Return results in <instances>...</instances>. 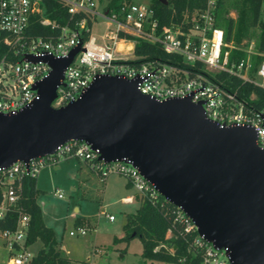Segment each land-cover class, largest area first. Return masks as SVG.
I'll list each match as a JSON object with an SVG mask.
<instances>
[{
	"label": "built area",
	"instance_id": "2783aa9c",
	"mask_svg": "<svg viewBox=\"0 0 264 264\" xmlns=\"http://www.w3.org/2000/svg\"><path fill=\"white\" fill-rule=\"evenodd\" d=\"M71 18L80 17L72 25L59 27L53 37H30L29 23L37 19L43 27L58 28L45 16L44 0H0V117L15 116L39 99L35 86L48 77L50 67L43 62L32 63L28 57L65 59L78 45L80 51L66 68L63 80L56 89L53 109L76 102L90 85L101 77H116L135 82L138 92L158 102L189 98L201 104L205 117L222 127H250L256 144L264 149V107L257 110L250 101L240 100L212 81L211 76L225 72L244 82L264 88V56L252 73L251 57L256 55L253 41L236 49L246 53V58L229 64L233 47L224 42L223 30L216 26V0H208L203 11L190 16L187 32L179 27L164 28L157 34L150 3L137 0H119L117 11L107 8L111 0H57ZM107 12V14H105ZM100 20L115 26L96 39L93 28ZM90 24V25H89ZM157 43L164 52L181 57L183 63L201 70L193 74L174 66L160 63H130L136 60L134 47L137 40ZM132 53L133 58L127 55ZM99 151L85 142H67L48 156L25 162L17 161L0 168V220L18 204V190L24 179H35L42 168L56 165L60 160L76 159L85 163L103 181L109 175L126 179V184L136 191L140 200L155 202L159 195L138 170L125 159L106 163L99 160ZM54 196L62 199L60 191ZM126 199V201H130ZM178 219L184 222L185 231H196L194 223L179 208ZM109 220L114 218L109 216ZM29 217L19 214L14 230L0 231V241L7 250L6 264H31L33 255L26 244ZM85 233L79 228L69 235ZM198 233V232H197ZM194 245L203 249L202 262L207 264H232L226 249L215 247L199 234Z\"/></svg>",
	"mask_w": 264,
	"mask_h": 264
},
{
	"label": "water",
	"instance_id": "95a60500",
	"mask_svg": "<svg viewBox=\"0 0 264 264\" xmlns=\"http://www.w3.org/2000/svg\"><path fill=\"white\" fill-rule=\"evenodd\" d=\"M80 51L78 45L59 60L28 57L50 73L35 86L36 102L0 117V168L85 142L100 161L130 162L205 241L226 249L232 264H264V149L252 128L219 126L189 98L158 102L116 77L96 79L79 100L53 109L64 71Z\"/></svg>",
	"mask_w": 264,
	"mask_h": 264
},
{
	"label": "trees",
	"instance_id": "16d2710c",
	"mask_svg": "<svg viewBox=\"0 0 264 264\" xmlns=\"http://www.w3.org/2000/svg\"><path fill=\"white\" fill-rule=\"evenodd\" d=\"M207 2L208 0H166L164 5L159 0H152L150 6L157 23V34L170 27H179L181 31L187 32L191 26L189 19L191 14L203 11ZM118 3L119 0H111L107 8L110 12L117 11ZM44 6L45 16L55 22L58 28L43 27L37 19H32L27 29L30 37L55 39L59 34V27L72 25L80 18L78 16L71 18L57 0H44ZM231 13L235 14V18L230 16ZM215 18L216 26L223 30L225 44L235 47L230 51L229 64L246 58V53L236 47H243L245 46L243 42L248 44L255 40L257 53L251 57L252 73L255 72L264 56V0H216ZM134 56L136 60L130 63H160L177 67L190 74L202 68L200 63L194 66L185 64L181 57L164 52L159 44L141 39L137 40L134 47ZM211 79L225 90L235 93L240 100L250 101L249 98L254 96L250 104L255 109L264 107V88L244 82L225 72L215 74ZM126 187L130 186L126 184ZM39 194L35 179L22 180L18 190V204L0 220V231L14 230L18 215H27L29 230L26 244L41 242V247L33 256L31 264H71V259L60 249V241L57 240L55 232L43 221L42 211L37 203ZM139 203L136 212L126 216L124 235L121 238L115 237L114 243L124 241L128 244L131 239L139 238L144 259L172 264L202 263L203 249L194 245L198 233L185 231L184 222L178 219L176 207L160 195L153 203L147 199H139ZM76 224L77 222L74 225Z\"/></svg>",
	"mask_w": 264,
	"mask_h": 264
},
{
	"label": "rangeland",
	"instance_id": "374dc122",
	"mask_svg": "<svg viewBox=\"0 0 264 264\" xmlns=\"http://www.w3.org/2000/svg\"><path fill=\"white\" fill-rule=\"evenodd\" d=\"M230 16L235 18L234 13ZM107 29L114 31L115 26L100 20L95 24L92 35L99 41ZM252 41L255 43L254 39ZM127 56L133 58L132 53ZM36 183L41 191L37 202L43 221L53 229L62 244L63 254L72 259V264H172L144 259L139 238L131 239L128 244L124 241L114 243L115 237L121 238L124 234L126 216L135 213L140 204L137 200L132 204L123 203L122 198L136 193L133 188L125 186L124 177L109 175L103 181L83 162L71 159L42 168ZM57 190L61 192L62 199L54 196ZM109 216L114 220L110 221ZM79 228L85 233L69 235L70 231L77 232ZM40 247L41 242L36 241L29 247V252L34 256ZM6 257L7 250L0 241V264H6Z\"/></svg>",
	"mask_w": 264,
	"mask_h": 264
},
{
	"label": "crops",
	"instance_id": "0c3cea01",
	"mask_svg": "<svg viewBox=\"0 0 264 264\" xmlns=\"http://www.w3.org/2000/svg\"><path fill=\"white\" fill-rule=\"evenodd\" d=\"M67 161V160H66ZM85 164V163H84ZM86 165V164H85ZM87 166V165H86ZM57 167H55V169H56ZM37 179V178H36ZM125 186H126V183H125ZM36 188L40 191V189L37 187V183H36ZM128 188V187H127ZM41 192V191H40ZM131 198V200L130 201H126V199H130ZM134 200H137L138 202H139V198H138V195L135 193L134 195H132V196H128V197H124V198H122V201H123V203L124 204H132L133 202H134ZM38 203V202H37ZM39 205V204H38ZM140 205V204H139ZM139 208V207H138ZM134 214V213H133ZM129 215H131V214H129ZM76 219H84V218H76ZM75 219V220H76ZM75 220H74V224H75ZM75 226V225H74ZM48 227V226H47ZM50 228V227H49ZM124 235V234H123ZM34 244V243H33ZM33 244H31V245H33ZM31 245H28V248L31 246ZM60 249L63 251V249H62V244H61V242H60ZM71 262H72V259H71ZM72 264V263H71Z\"/></svg>",
	"mask_w": 264,
	"mask_h": 264
}]
</instances>
